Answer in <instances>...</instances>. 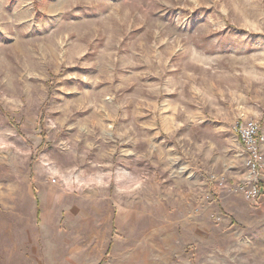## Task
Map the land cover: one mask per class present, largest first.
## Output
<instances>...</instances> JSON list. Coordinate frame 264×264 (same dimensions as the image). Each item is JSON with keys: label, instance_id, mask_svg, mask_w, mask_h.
I'll list each match as a JSON object with an SVG mask.
<instances>
[{"label": "rangeland", "instance_id": "374dc122", "mask_svg": "<svg viewBox=\"0 0 264 264\" xmlns=\"http://www.w3.org/2000/svg\"><path fill=\"white\" fill-rule=\"evenodd\" d=\"M251 119L264 0H0V264H264Z\"/></svg>", "mask_w": 264, "mask_h": 264}, {"label": "built area", "instance_id": "2783aa9c", "mask_svg": "<svg viewBox=\"0 0 264 264\" xmlns=\"http://www.w3.org/2000/svg\"><path fill=\"white\" fill-rule=\"evenodd\" d=\"M233 134L238 139L246 155L247 166L255 181L254 185L242 190L246 196L257 201L264 192V130L256 120H239L233 126Z\"/></svg>", "mask_w": 264, "mask_h": 264}]
</instances>
